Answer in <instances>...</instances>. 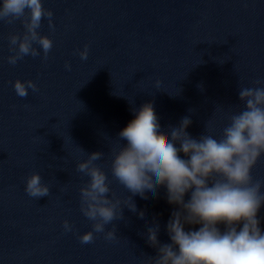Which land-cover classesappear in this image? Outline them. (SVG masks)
<instances>
[{
	"label": "water",
	"instance_id": "obj_1",
	"mask_svg": "<svg viewBox=\"0 0 264 264\" xmlns=\"http://www.w3.org/2000/svg\"><path fill=\"white\" fill-rule=\"evenodd\" d=\"M43 7L53 12V25L44 17L38 29L53 41L46 58L41 51L10 65L9 38L22 35L24 24L0 21V204L81 243L92 222L80 209V188L89 177L78 162L102 152L96 163L127 208L111 158L112 149L126 143L118 133L133 107L154 109L165 133L189 116L193 137L219 138L229 117L244 107L239 90L264 81V0H43ZM18 78L33 80L37 90L17 96ZM34 171L49 185V196L26 193ZM252 174L264 179V157ZM157 191L150 207L138 204L137 216L126 215L125 225L115 229L121 250L114 251L102 233L85 245L133 264L154 257L147 228L155 219L159 240L169 242L165 225L173 210L165 188ZM145 214L148 222L141 225ZM65 220L72 231L64 230Z\"/></svg>",
	"mask_w": 264,
	"mask_h": 264
},
{
	"label": "clouds",
	"instance_id": "obj_2",
	"mask_svg": "<svg viewBox=\"0 0 264 264\" xmlns=\"http://www.w3.org/2000/svg\"><path fill=\"white\" fill-rule=\"evenodd\" d=\"M44 17L51 27L53 12L43 7V0H0V21L22 19L25 29L9 38L14 53L7 57L10 65L41 51L47 57L53 41L38 31ZM79 55L87 59V45ZM13 86L21 98L30 89L37 90L31 79L18 78ZM238 98L244 107L229 117L219 138L206 133L193 137L187 131L192 124L189 116L165 133L154 109L133 107L132 118L118 133L126 143L113 148L111 158V173L127 208L121 207L106 172L96 163L102 152L94 151L77 164L78 171L89 177L80 188V209L92 222L91 229L79 236L81 243H90L94 233H102L114 251L121 250L115 229L125 225L126 215L137 216L138 204L150 207L149 199H156L163 187L167 203L173 206L165 225L169 242L159 240L160 224L154 219L146 236L156 255L144 264H264V217L259 215L264 208V179L252 174L264 157V81L241 88ZM25 191L40 198L49 196L50 187L34 171L26 178ZM147 222L145 214L139 223ZM109 223L113 228L106 230ZM63 227L73 230L68 220Z\"/></svg>",
	"mask_w": 264,
	"mask_h": 264
}]
</instances>
